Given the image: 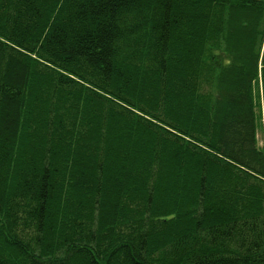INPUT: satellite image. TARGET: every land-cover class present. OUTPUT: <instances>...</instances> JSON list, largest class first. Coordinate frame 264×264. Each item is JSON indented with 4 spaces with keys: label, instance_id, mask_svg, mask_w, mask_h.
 I'll use <instances>...</instances> for the list:
<instances>
[{
    "label": "trees",
    "instance_id": "obj_1",
    "mask_svg": "<svg viewBox=\"0 0 264 264\" xmlns=\"http://www.w3.org/2000/svg\"><path fill=\"white\" fill-rule=\"evenodd\" d=\"M258 127L264 0H0V264H264Z\"/></svg>",
    "mask_w": 264,
    "mask_h": 264
},
{
    "label": "rangeland",
    "instance_id": "obj_2",
    "mask_svg": "<svg viewBox=\"0 0 264 264\" xmlns=\"http://www.w3.org/2000/svg\"><path fill=\"white\" fill-rule=\"evenodd\" d=\"M260 103H261V101L259 100V107L257 106V112L259 113V111H260ZM259 121V123L261 122L260 120H258ZM258 123V125H260ZM262 123V122H261ZM260 127V126H259ZM257 128V134H256V139H257V144H258V146H263L264 145V137H263V131L260 129V128Z\"/></svg>",
    "mask_w": 264,
    "mask_h": 264
}]
</instances>
